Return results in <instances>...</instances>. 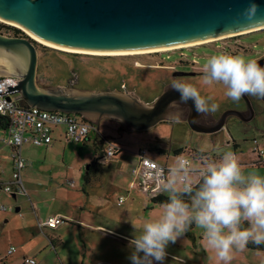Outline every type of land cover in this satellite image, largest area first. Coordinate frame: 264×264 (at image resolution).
Returning a JSON list of instances; mask_svg holds the SVG:
<instances>
[{
    "label": "rangeland",
    "instance_id": "374dc122",
    "mask_svg": "<svg viewBox=\"0 0 264 264\" xmlns=\"http://www.w3.org/2000/svg\"><path fill=\"white\" fill-rule=\"evenodd\" d=\"M0 23L11 25L3 21ZM12 26L20 29L23 36L27 35L20 27ZM0 33L14 35L12 29L1 26ZM238 37H241V40H237L238 47L225 51L226 53L242 55L252 60L264 57V30L248 32ZM34 41L38 57L35 84L39 88H58L67 93L114 91L137 95L146 104H150L148 102L162 93V86L156 85L154 81L164 70L156 68L155 65L163 67L179 64L181 60L177 51H173L169 58L163 57L172 52L170 50L134 55H97L65 51ZM221 52L224 51L210 45L187 49V62L183 63L192 67V60H195L199 68H203L210 56ZM162 57L164 62L161 61ZM183 70L190 71L188 67ZM8 72L10 71L0 64V74L5 75ZM16 76L20 77L18 73ZM189 80L202 95L211 96L219 106L229 104L240 107L239 102H233L224 95L222 84L198 85L203 83L200 75L189 77ZM98 132L106 136L103 137L105 140H114L123 148L109 160L117 158L118 164L114 161L106 162L112 170L110 177L98 170L92 180L85 181L87 165L94 157L93 141L96 133L92 131L89 142L62 140L46 159L40 155L38 169L30 179L32 184L23 185L27 194H17L15 198L0 202L12 207L8 211L0 210V264H26L25 258H34L36 264H58L57 251L49 240L51 236H59L61 239L58 252L59 255L63 254L67 264H131L128 259L131 252L130 239L138 234L145 220L158 215L161 205L165 203L154 202L137 189L128 191L131 178L124 171L135 166L141 146L153 152V158L165 163L169 169L180 156L186 157L196 168L200 165L199 157L218 159L224 151L230 150L237 155L246 173L264 175V163L256 164L258 156L254 151L256 146L264 149V101L258 97L254 98L253 116L249 121L245 123L237 118H229L221 129L213 132L194 130L183 121H162L144 130L120 131L107 119L101 120ZM178 147L183 152L175 154L173 149ZM157 148L164 150L165 154L156 152ZM50 165L53 173L48 172ZM192 179H199L195 172ZM100 180H103L102 185H99ZM30 188H36L37 194ZM162 191L168 197L164 187ZM38 196L56 201L66 198L72 202H80L83 206L87 202L88 206L79 211L80 215L73 213L81 221L69 219L56 229L41 231L31 205L33 202L37 208L35 198ZM122 197L124 200L119 203L118 200ZM15 207H19V211H15ZM38 207L41 212H46L54 209L55 203L43 202ZM31 219L33 225H28ZM132 224L137 231H134ZM11 246L16 250L8 255ZM164 264L221 262L206 247L203 231L193 225L175 244L169 245ZM230 264H264V252L247 247L242 251L234 250Z\"/></svg>",
    "mask_w": 264,
    "mask_h": 264
},
{
    "label": "water",
    "instance_id": "95a60500",
    "mask_svg": "<svg viewBox=\"0 0 264 264\" xmlns=\"http://www.w3.org/2000/svg\"><path fill=\"white\" fill-rule=\"evenodd\" d=\"M252 2L258 12L256 19L250 21L243 12ZM0 19L22 26L37 40L56 48L114 53L196 42L263 25L264 0H0ZM34 40L28 34L0 33V47L26 53L15 88L22 104L83 117L117 118L133 130L172 121L163 113L179 95L169 88L150 104L137 95L114 91L67 93L58 88H39L35 84L38 57ZM257 62L263 66L262 59ZM189 124L194 130L213 132L222 128L224 122L213 129Z\"/></svg>",
    "mask_w": 264,
    "mask_h": 264
},
{
    "label": "clouds",
    "instance_id": "9594fccd",
    "mask_svg": "<svg viewBox=\"0 0 264 264\" xmlns=\"http://www.w3.org/2000/svg\"><path fill=\"white\" fill-rule=\"evenodd\" d=\"M257 12L258 6L252 2L243 15L251 21ZM203 69V84H222L224 95L233 102L245 95L264 99V66L256 60L221 52L210 56ZM170 88L179 93V100L169 102L163 113L166 119L178 122L183 116L181 106L189 101L201 116L219 110L211 96L202 95L183 78L173 79ZM194 172L199 177L195 181ZM169 177L164 186L168 200L129 241L131 264H164L169 245L193 225L203 231L206 247L221 264H230L233 251H242L250 242L264 244V175L246 173L233 151H224L218 159L202 157L196 168L188 160L178 159L170 167Z\"/></svg>",
    "mask_w": 264,
    "mask_h": 264
},
{
    "label": "built area",
    "instance_id": "2783aa9c",
    "mask_svg": "<svg viewBox=\"0 0 264 264\" xmlns=\"http://www.w3.org/2000/svg\"><path fill=\"white\" fill-rule=\"evenodd\" d=\"M191 47L174 49L172 52L177 51L181 60L186 61V50ZM161 61L164 62L163 57ZM19 81L20 77L14 74H0V143L10 147V158L12 160L11 181L0 188L6 192L14 193V195H26L21 172L27 165V161L21 154L22 145L26 143L33 145L49 144L52 141V129L57 125L65 126L67 139L81 142L88 136L94 125L82 115L76 113L48 111L35 106L23 105L16 98L15 88ZM254 141L257 142L256 139ZM119 151H121L119 143L107 141L102 154V162H108ZM254 151L258 157L264 160V149L256 146ZM137 155V163L129 170L131 180L128 187L130 190L137 189L144 195L155 198L162 193L163 187L169 180V168L165 163L154 159L152 152L146 148H140ZM201 158H199L200 164ZM179 159L188 160L183 156H180ZM123 200L124 197L119 198L118 202L121 203ZM11 209V206L0 205L2 211ZM66 219L61 215L53 214L46 219L44 225L55 228ZM42 225L40 224L41 227ZM15 250V247L11 246L7 254L10 255ZM25 263L35 264L36 261L33 258H25Z\"/></svg>",
    "mask_w": 264,
    "mask_h": 264
},
{
    "label": "crops",
    "instance_id": "0c3cea01",
    "mask_svg": "<svg viewBox=\"0 0 264 264\" xmlns=\"http://www.w3.org/2000/svg\"><path fill=\"white\" fill-rule=\"evenodd\" d=\"M84 118L86 120H88L91 124L94 125V127L91 128L88 136L82 141L84 143L90 141V133L92 131L96 133V138L93 141V145H94V142H95L96 139L101 140L102 137L106 138V136H102L98 132L99 125H100V122H101L102 119L110 120L111 122H113V124L120 131H125V130H127V131H139V130H133V129L127 128L125 126V124L120 119H117V118H112V117H108V116H100L99 117L97 115H87V116H84ZM149 128H151V127H149ZM51 136H52V141L49 144H47V145H33V144H30V143H26V144L22 145L21 154L25 157V159L27 161V164L29 166L28 167L26 165L25 168L21 172V178H22L23 185L27 183L30 186V184H32V181H30V179L33 177V172L38 169L37 168L38 167L37 164H39L38 161L41 160L40 155H42L46 159L48 157V155L60 145V141H62V140L65 141L66 140V142H67V140H69L66 137L65 126L64 125H57V126L53 127ZM56 141H58V142H56ZM107 141H114V140H107ZM107 141H105L104 144ZM36 147H41V148H36ZM140 148H145V147L141 146ZM122 149L123 148L121 147V151H122ZM10 151H11V149H10L9 146L0 143V187L3 186L4 184L9 183L11 181L12 160L10 158ZM156 152H159V151L157 150ZM152 154H154V153L152 152ZM111 161H108V162L110 163ZM113 161L116 164H118V159L117 158H114ZM41 162H43V161H41ZM46 164L47 163H45V165ZM111 171L112 170H111L109 164L108 163H104V167L102 169V173L105 174V175L109 174V177H110L111 176V174H110ZM48 172L49 173H53V168H52L51 165L48 168ZM124 172L127 174L128 178H131V176L129 175V170H126ZM130 180H129V182H130ZM129 182H128V184H129ZM102 183H103V180H100L99 185H102ZM72 184H73V181L71 182V185ZM30 190L33 191V193H36V194L38 192V190L36 188H30ZM128 191H132V190H130L129 187H128ZM161 194H164V192L162 191ZM11 197L15 198L16 195H14V193L6 192V191H4V190H2L0 188V202L8 201V199H10ZM35 199H36L35 204L37 205V208H35L36 206L34 205V203L32 201H31L32 202L31 205H32V209H33V212H34V215H35L37 226H38V228H40L41 231H43L44 229H51V230L56 229L58 226L59 227L62 226L61 224L68 222L69 219H73V220H75L77 222L81 221L80 218L76 217L73 213L76 212V215H80L79 211L81 209L85 208L86 206H88L87 202L83 206V204L80 203V202L79 203L72 202L71 200L66 199V198L65 199H60L59 201H56L55 199H50L49 200V199H44V198H41V197L38 196ZM43 202H46V203L49 202V204L55 203L54 209L47 210L46 212H41L40 208L38 207V204H42ZM57 202H58V204H57ZM0 205H2V204H0ZM68 208H70L69 211L67 210ZM71 210H73V212H71ZM53 214L61 215V216L65 217V218H67V219L65 221H63L61 224H59L57 227H55V228H50V227L45 226L44 223H45L46 219L50 215H53ZM30 221H31V223H28V225H33V223H32L33 220L31 219ZM40 224H43L42 227L40 226ZM49 240H50V243H51V240L55 241V246H53V244H52V247L54 249H56V251H57L58 264H67L68 261L67 262L64 261L63 254L61 253L59 255V252H58V247L62 243L61 239L59 238V236H57V237L51 236V237H49Z\"/></svg>",
    "mask_w": 264,
    "mask_h": 264
},
{
    "label": "flooded vegetation",
    "instance_id": "af4514ba",
    "mask_svg": "<svg viewBox=\"0 0 264 264\" xmlns=\"http://www.w3.org/2000/svg\"><path fill=\"white\" fill-rule=\"evenodd\" d=\"M240 35H243V34H240ZM13 36H23V34L15 33ZM233 36H235V38H233ZM238 39L241 40V37H238V35H231V36H226V37H223L220 39L212 40V41H209L207 43H201V44H198V46L210 45L216 49H220V50L225 52V51H228L230 49L237 48L239 45L237 42ZM198 46L195 45L192 48H195ZM192 48H190V49H192ZM172 50H174V49H172ZM172 50H170V51H172ZM155 52H162V51H155ZM170 54L171 53H168V54L164 55L163 57L169 58ZM258 59L263 60V66H264V57L262 56V57H259ZM183 62H187V61L180 60L179 64H168V65H163V67H159L161 65H155L156 68L164 70V73L161 76L157 77L156 80L154 81V83L156 85L162 86V92L168 88L171 89L170 83L173 79L183 78L186 82L191 83V80H189V77H195L197 75L202 76L204 69L199 68V66L197 65L198 64L197 61L192 60V67L187 66V64H184ZM194 64H196L197 66ZM185 67H188L190 69L189 72H193V74H190V75L184 74L183 72H188L186 70H183V68H185ZM36 76H37V74H36ZM191 84H193V83H191ZM193 85H195V84H193ZM198 85H204V84L199 83ZM123 89L125 92H127V89H125V88H123ZM173 93L179 95L178 92L173 91ZM254 98L255 97H253V96L245 95L239 101L240 107H239V105L233 106V105L227 104L224 106H220L219 110L217 112H215L214 114H211V115H207V116L198 115L197 112L195 111L194 107H193L192 101H189L186 105L181 106L182 111H183V116L179 121H183V122L187 123L190 128H191V126L189 123H193L196 127L201 128V129H213L220 121H223L225 123L229 118H237L238 120L246 123L253 116ZM177 100H179V98ZM262 100L264 101V99H262ZM151 102H148V103H151Z\"/></svg>",
    "mask_w": 264,
    "mask_h": 264
},
{
    "label": "bare ground",
    "instance_id": "6f19581e",
    "mask_svg": "<svg viewBox=\"0 0 264 264\" xmlns=\"http://www.w3.org/2000/svg\"><path fill=\"white\" fill-rule=\"evenodd\" d=\"M0 21L8 22V21H5L3 19H0ZM8 23L11 24V25H15L17 27H20L28 35H30L33 39H35L36 41H39L35 37H33L30 33H28L22 26H20L18 24L11 23V22H8ZM260 29H264V24L260 25V26H256V27L250 28V29H247V30H243V31H240V32L231 33V34H227V35H222V36H219V37L210 38V39H206V40H201V41H196V42H189V43H185V44H179V45L162 47V48L140 50V51H127V52H114V53H97V52H84V51L66 50V49H61V48H57V49H61V50H65V51H72V52H79V53L97 54V55L145 54V53H150V52H155V51H168V50L182 48V47L195 46V45H198V44H201V43H207L209 41L220 39V38H223V37H226V36L245 34V33L256 31V30H260ZM39 42L43 43L41 41H39ZM43 44H45V43H43ZM45 45H48V44H45ZM48 46L53 47L51 45H48ZM54 48H56V47H54ZM0 50H2V53H0V64L4 65L10 71L8 73H14V74L17 73L18 70L20 69V67L24 65V60L26 61V53L25 52H21V54H20V53L14 52L12 50H9V49L3 48V47H0ZM21 55H22V58L20 57Z\"/></svg>",
    "mask_w": 264,
    "mask_h": 264
},
{
    "label": "trees",
    "instance_id": "16d2710c",
    "mask_svg": "<svg viewBox=\"0 0 264 264\" xmlns=\"http://www.w3.org/2000/svg\"><path fill=\"white\" fill-rule=\"evenodd\" d=\"M1 27H6V28H10L14 31V34H24L22 31H20V29L13 27L12 25H7L5 23H0ZM25 105V104H23ZM26 106V105H25ZM104 138L102 137L101 140L96 139L94 142V157L91 159L90 163L87 165V169L85 172V181L89 182L90 180H92L95 176H96V171L98 170H102L104 167V163L102 162V154L104 151ZM107 141V139L105 140ZM234 146H236V144H234ZM157 150L163 154H165V151L162 149H158ZM173 152L175 154H180L183 152V149L181 147L175 148L173 149ZM200 158V157H199ZM264 163V160L261 157H258V160H256V164H262ZM154 202H166L168 200V197H166L164 194H160L155 198H151ZM51 244H53V246H55V241L51 240ZM247 248L249 249H255V250H260L262 252H264V244L260 245V246H256L253 243H249L247 246Z\"/></svg>",
    "mask_w": 264,
    "mask_h": 264
}]
</instances>
